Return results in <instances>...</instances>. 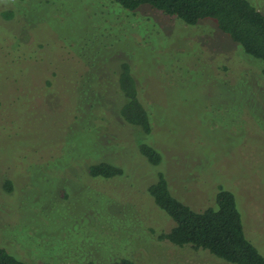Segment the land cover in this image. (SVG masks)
I'll list each match as a JSON object with an SVG mask.
<instances>
[{
	"label": "rangeland",
	"instance_id": "obj_1",
	"mask_svg": "<svg viewBox=\"0 0 264 264\" xmlns=\"http://www.w3.org/2000/svg\"><path fill=\"white\" fill-rule=\"evenodd\" d=\"M251 1L264 12V0ZM122 54L148 104L144 137L159 167L131 141L144 133L119 116ZM60 57L64 76L43 87ZM263 66L213 23L149 5L0 0V246L29 264H230L159 240L174 224L146 192L161 170L196 210L214 205L220 186L232 191L264 255ZM101 159L125 175H90Z\"/></svg>",
	"mask_w": 264,
	"mask_h": 264
},
{
	"label": "trees",
	"instance_id": "obj_2",
	"mask_svg": "<svg viewBox=\"0 0 264 264\" xmlns=\"http://www.w3.org/2000/svg\"><path fill=\"white\" fill-rule=\"evenodd\" d=\"M113 1L130 11L149 5L188 25H197L202 21L211 22L221 33L237 43L245 54L264 62V12L257 8L254 1V3L251 0ZM15 15L13 11L4 12L6 20L14 18ZM64 44L62 43L63 51L67 53L70 46ZM60 59L62 62L59 66L51 67L50 76L46 74L43 87H52L59 77L64 76L65 58L60 57ZM123 59L122 54L117 69L118 85L123 95L119 116L130 127L135 128V131L138 128L144 133L136 142L134 138L131 141L140 156L159 167L163 155L159 149L149 144L148 137H144L153 131L148 104L139 94V86L131 64ZM257 71L264 76V66L259 67ZM40 94L46 96L47 92L42 90ZM40 102L45 106L48 104L46 97ZM89 173L93 177L111 179L125 175V170L109 160L101 159L100 163L91 164ZM154 176V181L147 185L146 192L174 221L168 231L159 234V240H166L177 246L191 245L195 249L208 250L230 264H264V255L246 235L244 221L232 191L220 186L215 195L214 205L196 210L172 193L165 173L158 170ZM7 183V189L11 190L12 183L10 181ZM0 264L29 263L0 246ZM114 264H134V262L123 257Z\"/></svg>",
	"mask_w": 264,
	"mask_h": 264
}]
</instances>
